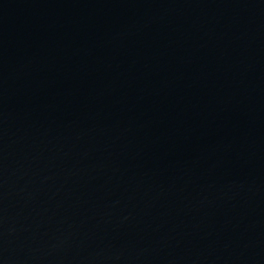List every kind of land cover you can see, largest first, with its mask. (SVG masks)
Here are the masks:
<instances>
[{
  "label": "water",
  "instance_id": "water-1",
  "mask_svg": "<svg viewBox=\"0 0 264 264\" xmlns=\"http://www.w3.org/2000/svg\"><path fill=\"white\" fill-rule=\"evenodd\" d=\"M0 264H264V0H0Z\"/></svg>",
  "mask_w": 264,
  "mask_h": 264
}]
</instances>
